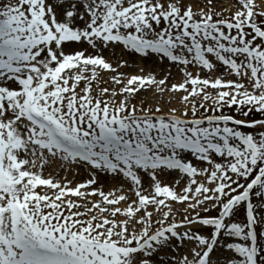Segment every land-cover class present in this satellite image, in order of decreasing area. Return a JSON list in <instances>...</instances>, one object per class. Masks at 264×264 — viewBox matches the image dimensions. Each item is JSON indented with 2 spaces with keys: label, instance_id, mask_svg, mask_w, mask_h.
Instances as JSON below:
<instances>
[{
  "label": "snow or ice",
  "instance_id": "obj_1",
  "mask_svg": "<svg viewBox=\"0 0 264 264\" xmlns=\"http://www.w3.org/2000/svg\"><path fill=\"white\" fill-rule=\"evenodd\" d=\"M0 264H264V0H0Z\"/></svg>",
  "mask_w": 264,
  "mask_h": 264
},
{
  "label": "bare ground",
  "instance_id": "obj_2",
  "mask_svg": "<svg viewBox=\"0 0 264 264\" xmlns=\"http://www.w3.org/2000/svg\"><path fill=\"white\" fill-rule=\"evenodd\" d=\"M220 1V0H219ZM104 55L111 61V62H116L117 63V58L121 57V55H123V58L124 61L126 60L127 61V71H132L135 66H137V62H138V57L139 55H129L127 53H124L122 54L121 52H118L116 51L114 54L112 52H109V51H105ZM121 62V61H120ZM138 64L140 65L139 67L141 69H144L143 70V73H139L137 75H146L148 73H153L155 74L156 76H159L161 74H163L164 76L165 75H168L167 73H169V71L171 72V77L170 79L173 78L174 74L176 73L177 69L173 66H171L168 62H160L158 60H156L155 58L151 59V60H146V59H142L139 57V62ZM110 78H108L110 81L111 78H112V75H108ZM107 76V77H108ZM158 78V77H157ZM105 78L103 77V80ZM108 81H105L106 83H104V87H113L112 84L110 83H107ZM147 95L149 98H151V93H148V94H145ZM179 96L176 97V99H178ZM71 176V175H70ZM69 176V179H72V177ZM76 177V180H74V182L76 181H79V182H82L84 180H86L88 177H87V174L84 173V172H81L79 175L75 176ZM174 176H169L168 177V180L170 181V183L173 182L174 180ZM117 182V180H112V179H102L100 184L101 186L103 187L104 191L106 190V185H107V182ZM148 183L147 181V178H145V185Z\"/></svg>",
  "mask_w": 264,
  "mask_h": 264
},
{
  "label": "rangeland",
  "instance_id": "obj_3",
  "mask_svg": "<svg viewBox=\"0 0 264 264\" xmlns=\"http://www.w3.org/2000/svg\"><path fill=\"white\" fill-rule=\"evenodd\" d=\"M234 2H235V0H220L219 1V3H220V5L221 6H231L232 4H234ZM118 52H120L119 50H117ZM123 61H124V59H122L121 60V62L120 63H123ZM138 62H139V57H138ZM138 62H137V66H135V68L132 70V71H127V68H126V66H124V67H118V71L120 72V73H126L128 76H131V75H137V74H139V73H142V74H144L143 73V70L144 69H141L139 66V64H138ZM113 64H114V66H118L117 65V63L116 62H112ZM168 74V73H167ZM108 75H113L112 73H109V72H103L102 73V76L105 78L104 79V81H108L109 79L108 78H110ZM108 76V77H107ZM165 76H167V75H165ZM158 78H162V77H164V75L163 74H161V75H159V76H157ZM181 79H182V77H181V73L178 71V69H177V71H176V73L174 74V76H173V78L172 79H169V83L171 84V83H177V82H180L181 81ZM144 97L143 96H139L138 97V99H137V102L139 103V101L140 100H142ZM149 98V97H148ZM175 106H177V107H179V98L177 99V103H176V105ZM166 108H167V106H166ZM70 177H72V179L73 180H76V177L75 176H70ZM169 177V176H168ZM168 177H164V179L168 182V183H170V181L168 180ZM76 182H79V181H76ZM117 186H123L122 184H121V182L120 181H117V182H107V185H106V192L107 191H109V190H115L116 188H117ZM146 186H147V184H146ZM125 191H127V188L125 187ZM119 194V193H118Z\"/></svg>",
  "mask_w": 264,
  "mask_h": 264
}]
</instances>
